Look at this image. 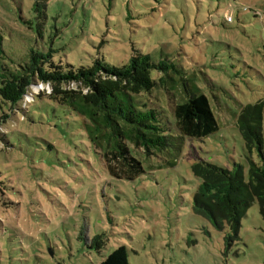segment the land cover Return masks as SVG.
Here are the masks:
<instances>
[{
    "label": "rangeland",
    "instance_id": "374dc122",
    "mask_svg": "<svg viewBox=\"0 0 264 264\" xmlns=\"http://www.w3.org/2000/svg\"><path fill=\"white\" fill-rule=\"evenodd\" d=\"M0 29V87L4 67L32 47L54 48L57 63L76 67L96 58L120 66L141 51L179 70L141 98L162 106L165 122L192 92L209 97L219 122L203 139L172 133L152 155L135 147L145 173L118 180L100 157L110 145L93 141L81 115L46 95L25 115L34 94L53 85L38 81L14 109L0 94V264H100L121 245L131 264H264L260 203L237 234L219 227L195 209L201 180L193 172L206 160L240 165L249 179L238 118L263 104L264 126V0H0ZM62 89L90 92L82 81ZM253 159L260 162L256 150ZM97 235L101 249L92 246Z\"/></svg>",
    "mask_w": 264,
    "mask_h": 264
},
{
    "label": "trees",
    "instance_id": "16d2710c",
    "mask_svg": "<svg viewBox=\"0 0 264 264\" xmlns=\"http://www.w3.org/2000/svg\"><path fill=\"white\" fill-rule=\"evenodd\" d=\"M26 23L31 24L30 21ZM34 33L43 38L41 31ZM4 41L0 29V57L6 52ZM53 53L54 48L32 47L14 69L5 66L0 94L14 109L25 101L38 81L53 85L50 93L34 94V100L24 110L25 115L37 102V96L44 95L81 115L93 141L103 137L110 145L100 152V157L107 175L112 178L130 181L145 173L142 161L133 154L137 146L152 155L154 148L168 145L172 133L203 139L219 130L211 100L204 93L192 92L188 100L176 104L171 122L164 121L162 106L141 100L165 87L171 69L179 71L171 61H155L150 55L137 51L128 63L120 66L96 58L91 65L76 67L57 63ZM154 71L163 76L153 77ZM73 81H82L90 88L89 94L62 89L63 84ZM238 127L245 141L249 179L240 165L229 169L206 160L193 165L194 174L201 180L195 194V209L219 227L227 224L235 234L240 231L242 218L255 201L260 203L264 217L263 104L245 106L238 118ZM255 150L259 163L253 159ZM102 238L97 235L92 246L101 249L105 244ZM100 264H131L127 247L118 246Z\"/></svg>",
    "mask_w": 264,
    "mask_h": 264
}]
</instances>
